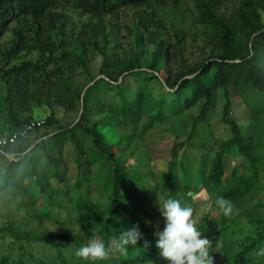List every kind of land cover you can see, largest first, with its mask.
<instances>
[{
  "label": "trees",
  "instance_id": "obj_1",
  "mask_svg": "<svg viewBox=\"0 0 264 264\" xmlns=\"http://www.w3.org/2000/svg\"><path fill=\"white\" fill-rule=\"evenodd\" d=\"M159 1L172 2L0 0V79L8 85L6 93H0V114L12 127L0 132L10 133L37 119L33 115L36 108L45 111L44 126L48 127L59 125L58 108L73 114L58 128L38 132L31 149L22 139L3 148L0 192L18 188L35 208L31 215L41 222L57 220L63 211L78 226L76 230L33 233L13 221L3 222L0 246L6 253L1 254L0 250V264H169L156 247L157 227L147 206L158 199L157 192L165 199L171 197L189 205L192 199L185 191L205 189L218 210V196L230 200L235 209L254 194L261 145L258 139L263 138L264 144V18L258 11H264V0H237L231 7L229 0H198L193 18L195 23H203L201 36L204 46L210 48L203 58L193 60L188 56L186 30L177 20L174 6L162 15L167 26H154V19L138 10L130 48L123 45L121 51L113 52V23L108 29L103 16H117L124 8ZM63 6L88 14L91 21L81 27L74 25L64 11H58ZM92 51L103 57V63L100 77L94 76L86 87L77 81V75L79 69L88 66L94 56ZM219 90L225 99L222 120L229 126L230 135L208 146L207 169L201 179V171L194 163L183 166L181 152L190 146L200 124L211 115ZM234 92L253 120L250 135L232 115ZM191 109H196L190 115L191 130L184 140L174 142L167 168L155 173L150 168L152 157L145 135L174 119L181 121ZM99 114L104 117L96 119ZM121 132L123 137L115 140L114 133ZM86 139L91 148L84 161L79 151L86 146ZM67 142L73 143L76 150L78 178L74 183L56 186L52 178L58 180L62 174L58 162ZM122 143H126L124 147ZM126 150L140 151L148 160L127 168ZM232 154L247 159L253 167L251 175L238 174L235 167L228 173ZM105 160H112L114 166L95 193L92 182L97 178L91 168ZM175 166L188 171V182L174 179ZM153 176L155 183L150 180ZM225 182L230 183L228 189H222ZM134 184L147 194L137 193ZM42 200L44 205L40 206ZM262 208L264 201L251 208L249 223L254 230L244 232L241 240L230 241L222 260L225 264H264V258L258 261L254 251L264 242ZM237 216H225L220 210L218 215L207 211L196 220L202 235L212 241L210 255L215 264L222 230L229 227L231 220H238ZM135 224H139L143 234L137 246L130 245L126 251L102 261H86L75 255L91 236L106 244Z\"/></svg>",
  "mask_w": 264,
  "mask_h": 264
},
{
  "label": "rangeland",
  "instance_id": "obj_2",
  "mask_svg": "<svg viewBox=\"0 0 264 264\" xmlns=\"http://www.w3.org/2000/svg\"><path fill=\"white\" fill-rule=\"evenodd\" d=\"M197 2L198 0H172V2L168 3L159 1L157 3L143 5L141 7L124 8L119 14H117V16L104 15L103 18L107 28L109 27L108 25H111L113 23V35L115 37H113L112 51H121L120 46L122 47L123 45L124 47L130 48L132 39L130 33L131 30L134 29L137 22L138 10H140L141 12L143 11L144 15H150L151 18L155 21L154 26L159 23L167 26V22L164 20L162 15L164 14L165 10L174 6L176 8L177 20L180 22L181 27L186 30L184 31V37L189 44V50L187 51L188 56L193 60L205 57L210 48L209 46H204L205 42L203 40V37L201 36L202 33L200 28L203 26V23H195V19L193 18L194 14L196 13V9L198 8ZM227 2L229 7H231L233 3L237 2V0H234L233 2L229 0ZM58 11H64L68 15L69 21H72L74 25H77L78 27H81L91 21L88 14H85L68 6L60 7ZM161 29L165 31L166 27H161ZM191 42H193V45L190 44ZM153 48V46H150V50H153ZM93 55L94 56L89 61L88 66L84 69L81 68L78 70L77 81L82 83V85L92 83V79L94 76H97L98 78L100 77L98 76V72L101 64L103 63V57H101L100 54L96 53H93ZM86 87H88V85ZM159 87L160 85L157 84V88ZM7 88V83L0 79V93H6ZM232 99V115L242 123L247 134H252L253 120L250 119L248 115V109L246 105L240 101L241 98H239L235 92L232 94ZM224 103L225 99L223 91L219 90L214 102L215 108L213 109L211 115L206 119L204 123L200 124L197 135L191 142L190 146L184 148L181 152L183 166L188 165L189 163H194L193 166L201 171L199 175L201 179L204 171L207 169V161L209 159L208 146H213L214 141L220 142L222 139L227 138L230 135L229 126L226 125L222 120V110ZM195 110L196 109L189 110L186 116H183V119L181 121H178V119H174L165 125H161L151 129L145 135L146 147H149L150 155L152 157V160L150 159V168H152L155 173L167 168L168 160L171 157V149L174 142L182 141L187 137V134L191 130V126L193 123L192 117L190 115L195 112ZM57 114L60 122L59 125L65 124L67 119L71 118L70 116L73 115L70 114L69 111L62 108H58ZM33 115L38 118H43L46 113L45 111H43V109L36 108L33 112ZM103 117V114H99L98 116H96V119ZM59 125L58 123H56L53 126H44L38 130L33 131L26 139H22L21 141L23 143L30 144V148L35 143L33 142V139H35V135L38 132L45 133L58 128ZM11 129L12 127L4 122L3 115L0 114V130L10 131ZM123 135L124 132L114 133V139L118 141L123 137ZM79 137H82L81 134ZM262 140L263 138L258 139L261 145L260 149L258 150L259 160L257 161V165L255 167V169L257 168L258 170L255 176V182L253 184L254 187L252 189V194H254L252 196L249 195V198L242 206L235 207L232 213V217H235L239 214V216H237L238 220H236L235 222L231 220L229 227L227 229L223 228L220 248L218 251H216V255H218L217 264H225L222 260L226 255V247L233 238L241 240L244 236V232L252 233L254 230V228L249 223L250 210L257 202L264 201V144L262 143ZM85 143L86 146L81 147L79 151L84 161L86 160V151L91 148V142L89 140L86 139ZM125 144L126 143H122L121 146L124 147ZM63 147L64 152L61 161L58 162L61 171L60 173L62 174L59 176L58 180L52 178V181L56 186H58V184L64 186L69 183H74L78 178V163L76 161V150L74 148V145L71 142H67ZM217 147L218 146H216V148ZM126 152H128L126 154L127 161L125 163V166L127 168H135L137 165H141L145 160H148L147 156H145L140 151L129 153V150H126ZM229 159L230 161L228 163V173H230L235 167L237 168L238 174H243L244 176H249L252 174L253 167L247 162V159L244 156L232 154L230 155ZM3 160L4 159L1 157L0 166ZM102 164L99 163L91 168L94 172V175H96L95 178H97L92 182V187L95 193H97V190L102 187L103 178L105 176L111 175L112 168L114 166L112 160H105L102 162ZM173 171L174 179L176 181L183 183L190 180V175L186 169L175 166ZM150 180L154 183L156 182L154 176L150 177ZM237 180L238 179L236 178L235 181ZM33 183L37 188H39L37 181L34 178ZM134 183H137V180L134 181ZM136 185H133V189L140 195L145 196L147 194V191L142 187H139V184ZM228 186H230V183L225 182L222 189H228ZM156 194L159 196L161 201L165 199V196H163L161 193L157 192ZM185 194L187 196L189 195V197L192 199V202L189 204V206L193 208L194 218L196 220H198L199 217L203 216L207 211H212L215 215L219 214V210L216 209L213 205L212 199L208 198L205 189H202L200 192L191 189L185 191ZM42 205H44L43 200L42 202H40V206ZM147 206L151 211L150 213L152 214V217H154L155 226H159L157 230L162 231L164 227V219L159 212L158 199L154 200L153 203H151L150 205L148 204ZM34 209L35 208L31 205L30 200L24 195V193L20 192L18 188H9L0 192V227L3 222L7 221H13L18 226L25 227V229L32 231L33 233L54 231L58 232L68 229L76 230L78 227L74 220L68 219L63 211H61L60 215H58L59 218H57V220L52 219L51 221L41 222L31 215V213H34ZM262 210V215L264 216V208H262ZM146 221H149V219L146 218ZM108 242L109 241L106 242V245ZM261 245H264V242L261 243L260 246ZM3 248V246H0V250H2L1 254L6 253V250ZM116 253H110L109 256H113ZM13 254L16 256L17 251H15ZM263 258L264 257L256 255V259L258 261Z\"/></svg>",
  "mask_w": 264,
  "mask_h": 264
},
{
  "label": "clouds",
  "instance_id": "obj_3",
  "mask_svg": "<svg viewBox=\"0 0 264 264\" xmlns=\"http://www.w3.org/2000/svg\"><path fill=\"white\" fill-rule=\"evenodd\" d=\"M258 11L264 18V11ZM158 203L160 215L164 219L163 230L154 232L160 256L169 264H215L214 257L210 255L212 241L198 229L193 208L182 205L179 200L171 197L161 201L158 196ZM215 204L225 216L233 213L234 205L223 196H218ZM146 223L150 224L151 221ZM142 239L139 224H135L123 229L119 236L111 239L107 245L95 236L90 237L86 244L76 250L75 255L86 261H102L107 259L110 253H122L130 245L137 246ZM147 243L145 241L146 245ZM254 251L257 256L264 257V245Z\"/></svg>",
  "mask_w": 264,
  "mask_h": 264
},
{
  "label": "built area",
  "instance_id": "obj_4",
  "mask_svg": "<svg viewBox=\"0 0 264 264\" xmlns=\"http://www.w3.org/2000/svg\"><path fill=\"white\" fill-rule=\"evenodd\" d=\"M45 123V118H34L26 122L21 128L10 133L0 132V154L5 152L4 147L13 145L20 139H26L38 127H44ZM8 155L11 157L14 156L13 154Z\"/></svg>",
  "mask_w": 264,
  "mask_h": 264
},
{
  "label": "water",
  "instance_id": "obj_5",
  "mask_svg": "<svg viewBox=\"0 0 264 264\" xmlns=\"http://www.w3.org/2000/svg\"><path fill=\"white\" fill-rule=\"evenodd\" d=\"M82 113H83V104H82V109L80 110V115H82ZM80 115H79V116H80ZM38 141H39V140H38ZM34 145H35V143L33 144V146H34ZM33 146H32V147H33ZM32 147H30L29 149H31ZM29 149H28V150H29Z\"/></svg>",
  "mask_w": 264,
  "mask_h": 264
}]
</instances>
